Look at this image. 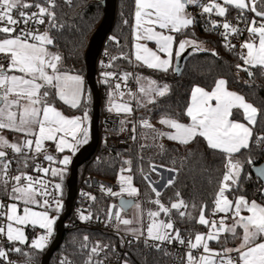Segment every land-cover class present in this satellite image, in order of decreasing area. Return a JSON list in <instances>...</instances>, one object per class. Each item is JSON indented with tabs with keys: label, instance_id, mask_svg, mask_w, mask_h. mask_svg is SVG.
<instances>
[{
	"label": "snow or ice",
	"instance_id": "6c2138e0",
	"mask_svg": "<svg viewBox=\"0 0 264 264\" xmlns=\"http://www.w3.org/2000/svg\"><path fill=\"white\" fill-rule=\"evenodd\" d=\"M66 2L70 3L71 0ZM134 6V59L140 66L167 73L173 57H180L188 47L218 55L194 39H178L179 35H187L186 30L194 28L198 22L188 11L190 6H194L199 9V15L209 17L206 31L222 29L218 34L229 51L237 48L236 44L231 43L230 36L248 33V38L239 45L240 51L236 53L237 58L243 61V64L235 65L237 75L241 71L245 72L250 81L257 71L264 76V0H222V3L219 0H134ZM57 7V0H34L33 3L28 0H0V55L7 59V66L0 63V197L10 201L5 204L0 199V220L7 221L6 224L0 223V235L14 245L7 250L0 245V260L7 264H18L8 258L10 252H23L21 247L15 246V242L43 251L48 246L58 219V215L53 213L58 214L63 208V181L71 157L53 156L44 147L45 142H55L58 153L66 149L75 153L80 145L87 144L89 140L90 97H86L84 79L79 74L63 70V56L51 51L49 47H55V36L51 34L53 30L64 27L57 16ZM33 8L36 11H28ZM230 8L238 12L236 24L227 19L218 22L210 18L213 13L218 17H226ZM249 12L253 14L251 19L246 14ZM240 24L244 26L239 27ZM41 25H45L43 32L39 30ZM148 42H154L155 49L149 47ZM124 58L131 62L130 57ZM116 75L113 72L104 73L105 83H109V78ZM130 75L126 72L120 79L126 84ZM135 79L140 84L138 91L142 95L120 91V82L110 85L112 91L108 94L107 109L110 113H124L126 116L132 114L130 101L123 99L125 95L136 100L138 106L147 107V104L156 103V97H164L170 92L167 83L158 84L156 80H145L139 76ZM227 83L225 79H218L211 91L194 86L191 89L190 104L184 113L190 118V123H182L171 117L159 121L173 131L158 132L148 120L141 121L143 127L184 146L195 142L198 137L203 138L207 148L219 156L224 168L217 179L219 187L213 197L210 215H225L219 221L207 219V202L197 205L185 201L179 191L174 193V200L165 206L160 200L162 193L152 187L151 182L149 187L156 197L151 203L158 205V209L147 211L149 222L146 226L140 204L134 205L138 213L133 219L123 218L120 211L114 212L112 208L107 211V220H115L114 226L118 232L121 231L120 225L125 226L123 231L130 233L135 241L143 238L145 247L163 251L164 244L179 243L185 246V264H264V205L256 200L249 201L244 195H235L241 190L243 180L250 178L243 175L245 165L255 163L251 154L246 159L239 158L243 150H249L254 144L264 154V132H255L257 126L264 128V112L248 102L244 95L230 91ZM117 96L121 98V103L115 102ZM56 97L71 109L79 110L81 115L68 117L57 110L53 106ZM241 114L247 123L235 118ZM125 123L131 121L121 120V131H124ZM4 130L21 134L23 139L10 142L3 135ZM135 130L133 125L132 131ZM131 138L136 139L135 135ZM159 147L163 150L162 144ZM41 155L48 166L35 163ZM13 163L17 165L15 170ZM124 163L129 167L120 170V192H113L111 188L101 185L102 191L113 196L125 192L129 196L138 194V189L132 185L133 176L123 174L131 173L132 162L126 160ZM54 164L60 166L54 167ZM28 167H32L38 175L28 174L25 170ZM149 169L155 172L156 166L150 164ZM13 170L15 175L10 174ZM140 171L143 178L148 180L143 169ZM169 171L178 170L172 168ZM257 171L264 177V167ZM174 183L175 177L168 180L165 187H171ZM258 192L264 196V184L260 185ZM83 195L92 201L96 200L95 196L88 193ZM130 203L121 200V210ZM194 212H198V216ZM244 212L248 215H242ZM161 213L166 219L161 218ZM229 213L233 219L231 225L226 223ZM78 218L90 221L93 213L89 211L84 214V210H80ZM177 222L199 223L207 226L209 231L194 235L190 233L185 237L175 227ZM27 226L42 230L30 243L24 230ZM238 229L242 233H238ZM222 233L231 234L233 240L239 239L240 243L221 251L210 249L208 242H219ZM83 240L80 247L89 248L84 264H104L103 260L95 257L110 245L97 242L89 247L88 236H84ZM132 242L127 241L129 245ZM199 249L203 250L202 253L194 256L193 251ZM231 253L236 256L233 257ZM25 255L27 264H35L31 255ZM60 264H71V261L65 258ZM124 264H129V261L124 260Z\"/></svg>",
	"mask_w": 264,
	"mask_h": 264
},
{
	"label": "trees",
	"instance_id": "16d2710c",
	"mask_svg": "<svg viewBox=\"0 0 264 264\" xmlns=\"http://www.w3.org/2000/svg\"><path fill=\"white\" fill-rule=\"evenodd\" d=\"M57 5V16L64 27L53 30L51 33L55 36V47L49 46L50 50L59 52L63 56V70L85 77V54L92 36L103 19L104 9L102 0H71L70 3L66 2V0H57ZM134 11V0H118L116 21L111 33L117 42V46L112 50V64L106 73L113 72L121 75H124L126 72L130 73L132 75L129 78L138 87L139 83L136 82V76L143 79L151 78V80H156L158 84L167 83L170 86V92L164 97H156V103L147 104V107L138 106L136 100L126 95L123 99L130 101L133 112L127 116L124 113L119 115L122 120H131L135 123L136 139L126 150L110 155L93 156L79 168L78 182L86 175L115 182L119 175H121V168L129 167L124 161L131 160V173L125 172L123 174L133 176L132 183L138 189V194L133 197L136 201L141 202L144 209L155 211L158 209V205L151 203L156 197L149 187V182L154 187V184L161 180V173L157 170L158 168H175L178 170L174 172L175 183L171 187H164L160 191L162 193L160 197L161 202L165 206H168L174 200V193L179 191L185 201L195 202L197 205L201 202H207L208 209L205 215L210 220L213 217L210 215L213 207V197L219 187L217 179L224 171L219 156L209 150L206 142L200 137L188 146L181 145L176 141L166 140L163 150L156 145H144L139 138L137 122L145 115L152 113L154 117L163 115L178 119L182 123H189L190 118L184 113L190 104L191 89L198 85L211 91L215 81L218 79H225L228 82L229 89L244 95L248 102L253 103L254 106L264 112V76H261L257 71L255 77L251 78L250 81L245 72L241 71L237 75L235 65L238 63L243 64V61L239 60L237 56L224 47L217 31L205 30L206 22L209 20V17L206 15H196L195 17L198 22L195 27H190L189 30H186L187 35H179L178 39H194L198 43H201L202 46L214 50L218 55H212L211 51L198 52L191 47L192 51L188 55L179 75L174 70L177 57L175 58L174 65L167 73H162L146 66H140L134 59ZM246 14L249 16V19L253 16L250 12ZM236 15H238V12L234 10L230 11L227 16L235 17ZM125 56L130 57L131 62L129 59H125ZM114 57L115 59H113ZM245 81L250 82L245 83ZM110 85V82L105 83L104 81L99 86L101 98L105 100L107 106L106 110L109 106L108 94L110 92ZM85 94L86 97H90V100H88V111L89 117L92 118V94L87 84ZM135 94L140 95L139 91L135 92ZM57 102V98L53 100V103L59 104ZM75 112L81 113L77 109ZM107 112L109 111L107 110ZM235 118L241 122H245L242 114L235 116ZM255 132H264V128L257 126ZM50 152H52L53 156L60 158V154L56 150ZM249 154H251V157L255 161L254 164L264 162V154H261V149L258 146L253 144L249 150H243V155L239 158L242 160L246 159ZM29 163L31 164L32 162L30 161ZM150 164L156 166L155 172L150 171ZM253 165H245L243 175L250 178L243 180L241 190L236 192L235 195H244L249 201L256 200L264 205V196H261L258 192V188L262 182L253 174ZM140 169H143V173L148 175V180L143 178ZM27 170H32V167H28ZM69 176L70 166L67 168L63 181V208L58 214L53 213V215H58V219L65 212ZM90 195L95 196L96 200L88 205L87 212L91 211L96 217L106 215L110 206L117 201L116 197H106L99 192H91ZM229 196L232 198L231 194ZM193 214L198 216V212H194ZM162 216L166 219L163 213ZM228 221L230 222V219ZM175 227L180 229L182 236L185 237L190 233L194 235L196 233H205L208 230L207 226H201L199 223L192 222H177ZM26 230L27 234L32 236L33 233L37 232L38 228L27 226ZM238 233H242V230L238 229ZM84 236H88L89 238L87 242L89 247L97 242L101 245H110V247L120 245V239L115 234L81 225L66 230L63 243L54 255L65 256L75 262L86 260L89 248L80 247L84 243ZM225 238H227V242H225ZM235 244V240H233L231 234L225 233L221 235L219 242L211 241L209 246L221 251L223 248H228V246L233 247ZM49 246L43 251L33 250L27 245H22V249L32 255V258L37 260L38 264H41L42 258ZM126 260L129 261V264L170 263V257L165 249L163 251L152 249L146 252L141 246L130 248Z\"/></svg>",
	"mask_w": 264,
	"mask_h": 264
},
{
	"label": "built area",
	"instance_id": "2783aa9c",
	"mask_svg": "<svg viewBox=\"0 0 264 264\" xmlns=\"http://www.w3.org/2000/svg\"><path fill=\"white\" fill-rule=\"evenodd\" d=\"M28 2L33 3V0H28ZM205 2H208V0H205ZM191 9L193 11L194 16L199 15L198 14L199 9L195 8L194 6H191ZM28 11H36V9L33 8ZM235 17H228V16L218 17L214 15V16H211L210 18L215 19L218 22H222L223 20L227 19L229 21H232L233 24H236ZM238 26L243 27L244 25L240 24ZM21 27H23V25H21ZM44 29H45V25L39 26L40 32H43ZM218 31H222V29H218L217 32ZM219 37L222 43L224 44L225 41L223 40V38L220 35ZM247 37H248L247 32H244V34L240 36H230L229 37L231 43L237 45V48L234 51H231L235 56H237L236 53L240 51L239 45L243 43L247 39ZM116 46H117V42L112 37V35L107 36L103 44L102 51L97 61V75L96 76H97V81H98L99 86L105 81L104 73H106V71L110 68L109 65L112 64V50ZM0 63L7 66L6 57L0 55ZM120 77H123V75L117 74L114 77H110L109 79L110 84L114 85L116 82H120L121 83L120 91H123L126 94L129 91L132 93H135L139 90V87L135 84V82L132 79L128 78L125 84V82L122 79H120ZM110 91H112L111 87H110ZM120 100L121 98L117 96L116 101H120ZM106 108L107 106H106L105 100L101 98V110H100V122H99L100 141H99V145H98L97 151L94 156L110 155L118 151L126 150L134 142V139H132L131 137L135 135V132H136V130L135 132L132 131L133 125H135V123L131 120H127V121H131V123H125L123 126L124 131H121L120 121L122 119L120 115L116 114L115 112H112V113L107 112ZM135 129H136V125H135ZM44 147L47 149L48 152L56 150L55 143H53L52 141H46L44 144ZM35 163L48 166V162L43 159V155L37 157ZM12 167L15 170L17 167L16 163H13ZM14 170L10 173L11 175L16 174ZM25 170L27 171L28 174H31L34 176L38 175V173L34 172L33 169L32 170L25 169ZM101 185H103L105 188H111L113 192H120L119 177L115 182H111V181H108V180H105V179H102L96 176H91V175H86L82 177L81 181L78 182L77 194H76L73 208L65 221L66 229H70V228L82 225V226L96 229L99 231L111 232L115 234L116 236H118L120 239L119 246L109 247L105 249L104 252H101L99 256L95 257V259L103 260L104 264H124V260H126V257L128 256L130 248L135 247V246H141L146 252H149L152 249H156V248L145 247L143 243V238H141L140 241H135L130 233H126L122 231L118 232L117 228L114 226L116 223L115 220L113 219L111 222L107 220V213L104 216H99L98 219L93 214V219L90 221H82L78 218L80 210H84V214H88L87 212L88 205L92 202V200L85 197L83 193L90 194L91 192H99L100 194L106 197H116L117 201L114 202L110 206V208H112L114 212L115 211L122 212L118 204L119 198L133 197V196H129L128 193L126 192L123 193L122 195H116V196L109 195L107 192L101 190ZM133 187L135 186L133 185ZM219 218H220L219 215L214 216L215 220H218ZM231 218L232 217L228 215V219H231ZM0 223L6 224L7 221L0 220ZM35 234L36 232L33 233V235ZM130 240L133 241L131 245L127 243V241H130ZM0 245H2L5 250L14 246L13 244L7 241L5 236H2V235H0ZM15 246L22 248V245L15 244ZM162 248L166 250L167 254L170 257L169 264H185V260L183 259L187 251V248L185 246L180 245L179 243H172V244H164L162 245ZM25 253H27L25 250H23V252L19 254L15 252H10L8 258L12 261L18 262V264H27V257ZM65 258L67 257L61 256V255H56V256L53 255L49 264H60L61 260ZM33 260L35 264H38L37 260L35 259ZM67 260L71 261V264H84L85 262V260L82 262H75L72 259H68V258ZM0 264H7V262L0 260Z\"/></svg>",
	"mask_w": 264,
	"mask_h": 264
},
{
	"label": "water",
	"instance_id": "95a60500",
	"mask_svg": "<svg viewBox=\"0 0 264 264\" xmlns=\"http://www.w3.org/2000/svg\"><path fill=\"white\" fill-rule=\"evenodd\" d=\"M104 9L103 19L94 35L92 36L88 49L85 54L86 61V84L92 94V118L90 121V141L84 145L77 154L73 157L70 164V176L67 181V197L65 200V212L56 222L55 238L52 244L49 246L46 254L42 258L41 264H49L51 258L55 252L60 248L63 243L64 236L66 234L65 221L69 216L77 194L78 188V170L79 168L88 162L96 153L99 141V122H100V110H101V93L99 84L97 81V61L103 48V44L107 36L111 35L117 16L118 0H102ZM192 51L189 47L186 51L176 58L175 73L179 75L182 71L183 65ZM178 69V70H177ZM264 167V162L254 164L252 168L253 174L264 184V177L260 176L257 169ZM121 200L131 201L130 204H126L123 211H128L135 203L134 197L127 198L121 197L118 200L120 206Z\"/></svg>",
	"mask_w": 264,
	"mask_h": 264
},
{
	"label": "rangeland",
	"instance_id": "374dc122",
	"mask_svg": "<svg viewBox=\"0 0 264 264\" xmlns=\"http://www.w3.org/2000/svg\"><path fill=\"white\" fill-rule=\"evenodd\" d=\"M189 48V47H188ZM187 48V49H188ZM145 80H151V78H144ZM139 87H140V84H139ZM140 95H142V94H140ZM145 99H147V98H145ZM122 101V100H121ZM57 110H59V111H62V110H60V109H58L57 108ZM63 114H64V112H63ZM64 115H66V114H64ZM77 115V114H76ZM66 116H68V117H72V116H75L74 114H68V115H66ZM162 118H168V116H159V117H154V115L152 114V113H150V114H147V115H145L143 118H141V119H139L138 120V122H137V126H138V128H139V130H138V134H139V138L141 139V141H142V143L144 144V145H156V146H159V145H163L164 146V144H165V142H166V140H168L167 139V137L166 136H159V135H157V132H154L152 129H149V128H145V127H143V124L141 123V121L142 120H148L153 126H154V128L156 129V130H158V132H164V133H167V132H170V131H173L172 129H170L167 125H164V124H161V123H159V121L162 119ZM90 121H91V118L89 119V123H88V127H89V140H88V142L90 141V136H91V134H90ZM3 135L10 141V142H13V141H17V140H20V139H23V137H20V135H16L15 137V139L12 141L11 140V138H10V135H9V130H4V132H3ZM177 142V141H176ZM84 145V144H83ZM81 146V145H80ZM79 148V147H78ZM82 148V147H81ZM80 148V149H81ZM79 149V150H80ZM79 150H77L75 153H72V152H70L69 150H65L63 153H59L60 154V158H62L64 155H69L70 157H71V162H72V159H73V157L77 154V152L79 151ZM57 152V151H56ZM48 153H50V154H52V152H48ZM58 153V152H57ZM71 164V163H70ZM70 164L68 165V166H70ZM54 167H56V166H60V165H57V164H54L53 165ZM68 166H67V168H68ZM160 173H161V180L158 182V183H155L154 184V188L157 190V191H161L164 187H165V185H166V183H167V181L168 180H170V179H172V177H173V173L174 172H172V171H169V169H166V168H158L157 169ZM229 198L230 199H232L230 196H229ZM0 199H2L1 197H0ZM3 202L5 203V204H8V203H10V201H8V200H4L3 199ZM63 204V203H62ZM135 204H140L141 205V208L143 209V213H144V215H143V222H144V224H145V226L148 224V217H147V211H148V209H144L143 207H142V204H141V202L140 201H136V203ZM134 204V205H135ZM134 205L128 210V211H123L122 210V212H121V216L123 217V218H127V219H133L136 215H137V213H138V209H136L135 207H134ZM220 216V218L221 217H223L225 214L224 213H218L216 216ZM228 215H230L231 216V214L229 213ZM242 215H248V213L247 212H244V213H242ZM161 218H163V216H162V213H161ZM219 218V219H220ZM164 219V218H163ZM214 219V216L210 219V220H213ZM219 219L217 220V221H219ZM58 220V219H57ZM227 221H228V219H227ZM226 221V223H227V225H231L232 223H233V219L231 218L230 219V222L228 221L227 222ZM137 225H132L131 227H136ZM124 227L125 226H123V225H120V229H121V231H123V229H124ZM25 234H26V236H27V238H28V242L30 243V241L33 239V238H35V236H37L38 234H40L41 233V231L42 230H40L39 228H38V230H37V232H36V234L35 235H32V236H29L28 234H27V230H26V227H25ZM55 231H56V224L54 225V231H53V235H54V233H55ZM209 231V228H208V230L205 232V233H207ZM125 232V231H124ZM127 233V232H126ZM225 233H222L221 235H224ZM52 235V237L50 238V241H49V243H48V246L52 243V241H53V239H54V236ZM221 235H220V237H221ZM235 245H238L239 243H240V240L239 239H235ZM15 244L16 245H20L19 244V242H15ZM228 248H232L231 246H228ZM57 253V252H56ZM56 256V255H55Z\"/></svg>",
	"mask_w": 264,
	"mask_h": 264
},
{
	"label": "crops",
	"instance_id": "0c3cea01",
	"mask_svg": "<svg viewBox=\"0 0 264 264\" xmlns=\"http://www.w3.org/2000/svg\"><path fill=\"white\" fill-rule=\"evenodd\" d=\"M219 2H221L222 3V0H219ZM235 9L234 8H230L229 9V11L226 13V16L228 15V13L230 12V11H234ZM188 11L194 16V14H193V11H192V9H191V6L189 7V9H188ZM215 15V13H213L211 16H214ZM248 38V37H247ZM136 42V41H135ZM142 43H143V41H141ZM135 44V43H134ZM148 46L149 47H151V48H153V49H155V43L154 42H148ZM175 56L173 57V61H172V65H171V67L174 65V62H175ZM170 67V68H171ZM82 76V75H81ZM83 77V79H84V89H86V80H85V77L84 76H82ZM227 87H228V85H227ZM229 89V88H228ZM206 90V89H205ZM230 91H233V90H231V89H229ZM207 91H209V90H207ZM235 92V91H234ZM239 94V93H238ZM57 98V100H58V102H59V104H55V103H53V106L54 107H56V108H58V109H60V110H62L61 112L63 113L64 112V114H66V115H68V114H74V115H81V113H78V112H75V110L76 109H71L69 106H67V105H65L62 101H60L59 100V98L58 97H56ZM55 98V99H56ZM50 99H51V97H50ZM57 102V103H58ZM116 103H121L122 101L120 100V101H115ZM190 123V122H189ZM244 123H247V121H245ZM187 124V123H186ZM9 135H10V138H11V140L13 141L16 137V135H20V137H23L21 134H17V133H14V132H12V131H9ZM53 143H55V142H53ZM84 145H86V144H84ZM84 145H81V146H79V148H78V150L81 148V147H83ZM173 177H174V173H173ZM173 177H172V179H173ZM228 222V221H227ZM38 228V227H37ZM122 232H124V231H122ZM210 242L211 241H209L208 243L210 244ZM236 246V245H235ZM235 246H233V247H235ZM210 247V246H209ZM232 247V248H233ZM210 249H213V248H211L210 247ZM213 250H216V249H213ZM202 249H199V250H194L193 251V255L194 256H198L200 253H202ZM216 251H219V250H216ZM231 255L233 256V257H235L236 256V254L235 253H231Z\"/></svg>",
	"mask_w": 264,
	"mask_h": 264
}]
</instances>
